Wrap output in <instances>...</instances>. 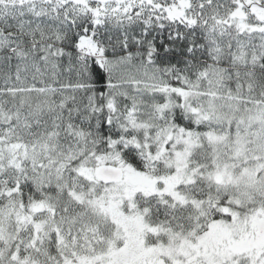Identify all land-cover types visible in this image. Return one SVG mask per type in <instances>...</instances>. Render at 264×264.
<instances>
[{
    "label": "snow or ice",
    "instance_id": "1",
    "mask_svg": "<svg viewBox=\"0 0 264 264\" xmlns=\"http://www.w3.org/2000/svg\"><path fill=\"white\" fill-rule=\"evenodd\" d=\"M0 264H264V0H0Z\"/></svg>",
    "mask_w": 264,
    "mask_h": 264
}]
</instances>
